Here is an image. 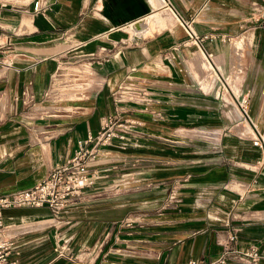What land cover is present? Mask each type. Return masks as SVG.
<instances>
[{"label":"crops","instance_id":"1","mask_svg":"<svg viewBox=\"0 0 264 264\" xmlns=\"http://www.w3.org/2000/svg\"><path fill=\"white\" fill-rule=\"evenodd\" d=\"M168 1L0 0V195L106 119L123 134L96 146L93 182L58 215L2 209L17 264H188L229 234L264 264L261 0ZM181 19L210 35L201 49Z\"/></svg>","mask_w":264,"mask_h":264},{"label":"built area","instance_id":"2","mask_svg":"<svg viewBox=\"0 0 264 264\" xmlns=\"http://www.w3.org/2000/svg\"><path fill=\"white\" fill-rule=\"evenodd\" d=\"M168 3V0H163ZM32 8H38V0H32ZM251 19L255 21L264 20V0L256 3L251 14ZM183 25L186 38L184 42H188L201 49V40L210 36L207 34L197 33L184 20H180ZM127 91V87L123 88ZM264 90V84L262 86ZM119 126L121 123H118ZM114 136L122 137V133L112 127L109 119H106L104 124L95 134H88L85 138H78L76 140V147L73 153L61 160L52 164L46 174L26 188H20L12 191L9 194L0 195V264H17L11 257V250L13 248V241L10 237L3 235V220L2 209L6 207H45L52 214L58 215L67 202L72 198L78 196L83 187L91 184L95 177V172L90 170L89 161L96 152L97 145L108 144L110 139ZM88 142H92L88 145ZM251 142L260 149V157L255 164L264 166V138L256 135L251 137ZM234 239V234L220 242L221 248L216 255L209 257L207 260L189 259L188 264H226L227 260H242L246 259L248 264H256L260 252L258 247L249 243L240 247L232 246L230 241ZM66 249L65 243L54 245L57 255H64Z\"/></svg>","mask_w":264,"mask_h":264},{"label":"rangeland","instance_id":"3","mask_svg":"<svg viewBox=\"0 0 264 264\" xmlns=\"http://www.w3.org/2000/svg\"><path fill=\"white\" fill-rule=\"evenodd\" d=\"M71 76H73V75H71ZM65 79V78H64ZM234 100L236 101V103H238V99L237 98H234ZM241 101V100H240ZM239 105V104H238ZM49 106L50 105H48V108H49ZM239 107H240V110H241V112H243V110H242V107H243V104L242 105H239ZM123 183H125V180L124 181H122ZM26 234H30V233H26ZM36 234V233H35ZM31 235H33V234H30L29 235V237L31 236ZM26 236V235H25ZM33 241H41L42 239H32ZM36 243H39V242H36ZM58 243H61V240L58 242ZM32 245V244H31ZM45 245H47L48 247H50V243H46ZM40 249H41V247H40ZM48 252H51V253H56V250H53L52 248L48 251Z\"/></svg>","mask_w":264,"mask_h":264},{"label":"bare ground","instance_id":"4","mask_svg":"<svg viewBox=\"0 0 264 264\" xmlns=\"http://www.w3.org/2000/svg\"><path fill=\"white\" fill-rule=\"evenodd\" d=\"M144 22V21H143ZM45 106V105H44ZM43 108H45V107H43ZM48 108V106L46 105V109Z\"/></svg>","mask_w":264,"mask_h":264}]
</instances>
